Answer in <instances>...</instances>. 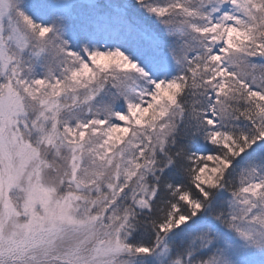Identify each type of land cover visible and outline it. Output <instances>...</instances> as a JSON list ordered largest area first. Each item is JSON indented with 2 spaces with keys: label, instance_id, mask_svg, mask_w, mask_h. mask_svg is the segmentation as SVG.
Listing matches in <instances>:
<instances>
[{
  "label": "snow or ice",
  "instance_id": "obj_1",
  "mask_svg": "<svg viewBox=\"0 0 264 264\" xmlns=\"http://www.w3.org/2000/svg\"><path fill=\"white\" fill-rule=\"evenodd\" d=\"M0 264H264V0H0Z\"/></svg>",
  "mask_w": 264,
  "mask_h": 264
}]
</instances>
